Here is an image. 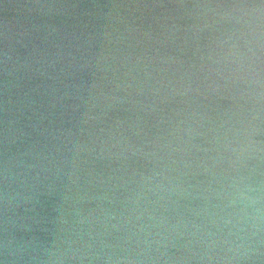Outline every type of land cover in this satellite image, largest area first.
I'll return each mask as SVG.
<instances>
[{
  "label": "clouds",
  "instance_id": "clouds-1",
  "mask_svg": "<svg viewBox=\"0 0 264 264\" xmlns=\"http://www.w3.org/2000/svg\"><path fill=\"white\" fill-rule=\"evenodd\" d=\"M0 13V264H264V0Z\"/></svg>",
  "mask_w": 264,
  "mask_h": 264
},
{
  "label": "water",
  "instance_id": "water-1",
  "mask_svg": "<svg viewBox=\"0 0 264 264\" xmlns=\"http://www.w3.org/2000/svg\"><path fill=\"white\" fill-rule=\"evenodd\" d=\"M0 14H2V13H0Z\"/></svg>",
  "mask_w": 264,
  "mask_h": 264
}]
</instances>
